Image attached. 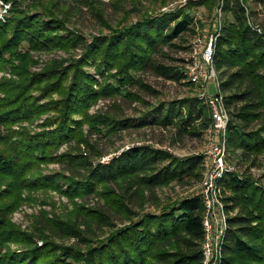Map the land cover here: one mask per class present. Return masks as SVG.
Here are the masks:
<instances>
[{
    "label": "trees",
    "instance_id": "16d2710c",
    "mask_svg": "<svg viewBox=\"0 0 264 264\" xmlns=\"http://www.w3.org/2000/svg\"><path fill=\"white\" fill-rule=\"evenodd\" d=\"M16 2L12 15L0 20V71L10 67L16 76L0 78V264H202L203 202L198 192L170 200L154 212L139 213L130 206H142L144 193L157 186L192 176L200 180L201 156L179 157L142 144L101 162L85 152L58 150L73 141L88 146L86 124L90 132L109 135L129 127V121L88 110L101 97L131 98L132 87L150 89L140 76L147 69L200 91L202 85L187 80L184 66H167L156 59L175 38L193 31L195 5L213 10L219 0H191L172 11L144 13L128 24L108 25L109 34L91 42L79 33H60L64 21L50 12L30 13ZM222 11L223 34L214 57L221 79L217 93L227 92L228 145L250 158L264 152V37L247 22L244 0L232 5L224 0ZM82 44L85 51L68 65L52 59L41 71L31 70L37 62L33 51L70 52ZM85 66L94 67L101 81ZM53 94L58 98L42 102ZM48 111L55 115L39 124L40 131L13 128ZM152 113L151 124L173 127L179 136H200L211 122L207 102L198 96L160 102ZM51 162L64 164L62 171H41L42 164ZM222 184L223 191L230 192L227 205L237 207L222 241V264H264V190L251 178L231 172ZM112 185L118 186L116 191ZM49 189L72 201L76 213L61 218L40 211L29 231L12 221L16 209L35 200L34 192ZM95 193L118 200L116 213L128 223L113 224L109 212L115 210L108 201L104 210L86 208L75 200ZM63 239L74 242L66 244Z\"/></svg>",
    "mask_w": 264,
    "mask_h": 264
},
{
    "label": "rangeland",
    "instance_id": "374dc122",
    "mask_svg": "<svg viewBox=\"0 0 264 264\" xmlns=\"http://www.w3.org/2000/svg\"><path fill=\"white\" fill-rule=\"evenodd\" d=\"M189 1L191 0H166L164 2H160V0H139L133 3L131 0H17L16 6L30 13H39L41 11L50 12L49 15L64 21L65 29H59L60 33H79V35H82L91 42L98 35L109 34L108 25L115 28L136 21L144 13L158 14L165 11H172L185 6ZM228 1L231 5L235 3V0ZM37 2H41L40 5L43 6H34ZM219 2V6H215L213 10L209 6L195 5L191 9L195 19L192 27L193 31H187L183 33L182 37L175 38L172 41L173 45H167L163 53L157 57L156 61L167 66L179 67L182 65L186 68V64H188L193 50L192 47H194L198 37L205 39L210 34L218 33V41L223 34L224 20V11H222L224 0H219ZM14 6V0H0V12L7 10L4 21L12 15ZM244 6L245 10L246 8L250 10L252 21L263 27L264 1L244 0ZM49 15L47 14L45 16L48 17ZM84 51L83 44L70 49V52H66L63 49L33 51L32 54L37 62L31 66V70L36 72L41 71L52 59L63 61L61 64L66 66L69 64L70 59L80 57ZM84 70L92 73L98 81H101V77L97 74L94 67L85 66ZM215 71L217 78L221 81L219 70L216 67ZM3 76L8 78L16 77L12 75L10 67L7 68V71L6 69L0 71V78ZM140 76L150 89L132 87L130 88L133 94L131 98L121 96H115L113 98L101 97L88 110L89 114L100 112L123 121H129L131 122L129 127L120 128L117 132L109 135L97 133L95 129L93 132H90L89 126L86 124L83 127V134H85V140L89 142V145L87 146L85 142L75 144L73 141L70 144L62 145L58 153L75 150L76 152H85L92 157L98 156L95 157L98 158L96 161L107 162L113 156L120 154L123 150L134 145L149 144L166 149L179 157L201 156L205 141V130L207 128L202 131L200 136L190 134L179 136L173 127L164 128L150 123L153 108L157 107L160 102L193 96L199 97V90L193 85L181 84L180 82L167 79L163 76H157L151 69L141 72ZM94 87L98 88L99 85L96 84ZM217 90L218 86L215 80H209L208 95H215ZM222 93L223 95H227L225 91ZM33 94L37 95L38 93L34 91ZM57 98L58 95L53 94L52 96L44 98L42 102ZM207 109L210 115L208 102ZM227 110L230 115V109L227 108ZM231 110H234V108ZM48 112L44 113L42 117L36 118L34 121H26L22 125H14L13 128L18 129L20 126H25L30 132L40 131L43 128L39 124L45 119L52 117V115H55L54 111ZM251 126L254 127L255 123H252ZM44 128H48V126ZM227 148L225 165L232 168L231 173L251 178L264 190V152L246 158L241 154V149L232 150L229 145ZM63 166L64 164L58 162L42 164L41 171L46 173L62 171ZM201 179L197 180L192 176L180 183L173 181L168 186H157L149 189L144 193L145 203L142 206L138 207L134 203L130 206L139 213L158 211L164 203L170 200L197 193L200 189ZM117 187V185H112L115 191ZM114 194L118 195L116 192ZM229 194V191H223L224 199ZM108 195H98L95 193L88 195L85 199L79 198L75 200L80 204H85L86 208L95 209L96 207L103 208L104 210H106L108 201L110 203L109 205L115 210L109 212L113 218V224L118 227L128 223L125 217L116 213V211L120 212L117 207L120 206L119 201L117 199L116 202L109 200ZM33 198H35L34 201L23 203V205L11 214L12 221L23 230H32L33 217L39 214L40 211L46 212L48 217L56 214L61 218L76 213L73 202L58 191L49 189L46 192H34ZM229 205L226 206V210L228 217H231L237 212V207L231 209ZM99 233L103 234L101 231ZM61 242L72 244L74 239H63ZM39 244H41L40 241Z\"/></svg>",
    "mask_w": 264,
    "mask_h": 264
},
{
    "label": "built area",
    "instance_id": "2783aa9c",
    "mask_svg": "<svg viewBox=\"0 0 264 264\" xmlns=\"http://www.w3.org/2000/svg\"><path fill=\"white\" fill-rule=\"evenodd\" d=\"M7 10L0 12L4 21ZM220 14V13H219ZM246 18L255 31L264 37V28L254 23L250 10H245ZM215 33V32H213ZM219 34H210L205 39L198 37L187 64V79L193 84L202 85L199 98L208 102L211 119L210 127L205 130V141L201 152L203 176L200 182L199 196L202 198V264H222V241L227 232L228 214L223 197L222 178L231 167L225 165L227 154V129L230 115L221 92L208 95V81L215 80L218 89L214 65L215 47Z\"/></svg>",
    "mask_w": 264,
    "mask_h": 264
}]
</instances>
